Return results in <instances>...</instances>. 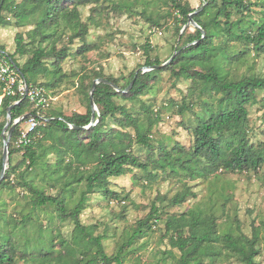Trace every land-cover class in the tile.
I'll list each match as a JSON object with an SVG mask.
<instances>
[{"label": "trees", "instance_id": "1", "mask_svg": "<svg viewBox=\"0 0 264 264\" xmlns=\"http://www.w3.org/2000/svg\"><path fill=\"white\" fill-rule=\"evenodd\" d=\"M90 1L0 0V26L6 23L3 11L13 13L18 20H21V24H34L33 29L28 33L30 44L32 43L30 56L24 63H18L15 58V55L21 56L27 52V43L22 33H17L14 38V54L5 52L2 46L0 51L7 54L27 81L39 83L53 96L52 87L61 80L62 76L59 63L68 56L69 45L73 40L83 39L87 33V24L81 21L77 7ZM169 2L180 22V26L177 27L180 45L175 48L178 52L170 63L145 72L141 68L137 69L123 82L113 76L105 75L100 69L93 71L92 76L85 75L80 79L82 84L86 77L91 78L89 90L96 78L105 79L119 87L117 91L109 83L98 82L95 85L93 98L97 106L95 112L97 121L90 128L70 127V124L81 127L90 122L88 88L87 91L82 90L86 101V112H74L70 115L52 110L55 98L49 107L37 109L27 99L14 104L15 97H0L2 118L0 139L8 114L13 121L24 113L38 111L36 130L40 136L31 144L14 148L13 140L18 127L11 135L9 162L11 163L13 154L21 156L19 163L24 169L20 172V178L25 171L35 167H40L39 171L47 174L49 178L53 172L61 178L57 184L47 182L52 188L59 186L57 191L50 194H46L43 188H37L31 182L24 183L26 191L30 193L28 201L31 209L47 211L52 207L60 221L68 218L73 221L71 233L67 237L61 236L60 231L52 229L51 225L45 226L40 223L39 231L46 229L49 240L45 246L36 247L32 250L34 252H30V257L34 256L35 259L41 260L36 264H124L121 253L108 254L103 245L104 237L100 234L94 235L93 226L84 225L79 220V215L86 207L90 194L100 191L103 195L118 198L119 194L109 189L111 177L124 175L128 170L137 168L146 171L149 166L154 171L161 170L164 173L169 170L179 171L191 178L196 175L206 177L219 169L224 172L256 170L263 164L264 149H256L248 138V107L260 104L264 108V97L257 98L259 92H264V75L244 76L231 80L226 76L223 77L215 67L196 68L197 63L209 59L215 38L238 40L246 49L252 47L256 52H264V20H250L248 17L249 12L252 11L251 7L255 4L250 0H202L199 7L201 9L192 15V19L199 27L180 34L182 26L188 21V14L195 8L189 7L187 2L181 3L180 0H169ZM68 4L72 7L69 8ZM236 13L239 16L233 18V14ZM154 24L159 26L158 23L154 22ZM66 29L71 31L67 44L57 47V42ZM89 49L90 47L84 43L77 48L76 53L83 55ZM142 49L146 55L142 67L163 63L158 58H151L148 55L150 49L148 42ZM245 53L246 51H241L235 55ZM164 71L171 72L176 81L186 79L193 84L197 83L202 91L208 90L216 97L214 109L203 100L208 115L197 114V124L191 130L192 143L187 150L178 143L170 146L165 140L158 142L157 147L151 143L153 136L150 133L153 126L160 122V116L158 110L152 108L150 100L143 97L150 93ZM39 77L46 80L40 81ZM132 80L131 88L123 92L122 90L126 89ZM1 94L0 82V96ZM26 101L28 103H25ZM165 105L169 106V104ZM9 106H11L10 110H8ZM178 108L179 113L182 114L189 109V105L183 101ZM0 144L2 146V141ZM135 144L147 148L146 160L140 159L132 152ZM186 152L189 155L187 158L179 157L181 153ZM50 153L54 154L53 162L48 163L45 157ZM1 165L2 152H0V169ZM14 173L16 166L10 164L0 186L16 187L19 181L14 182L12 178L13 182H11L9 179ZM81 185L82 189L76 203L73 207L67 208L66 200L71 198ZM190 194V188L185 187L173 196L172 203L180 204ZM158 218L157 209L152 208L147 217L137 222L131 238L143 235L145 230L150 228L149 222L157 223ZM24 220L9 222L10 230L18 229L25 232L26 230H22L18 225L24 224ZM255 230L250 237L241 232L235 233L232 229L219 233L213 215H204L200 211L193 210L178 217L170 216L165 221L168 244L179 251L177 264H201L205 257L211 259V264H214L215 258L223 250L226 251V255L234 256L238 264H260L255 258L259 253L256 245L258 234ZM54 238H58L61 243L62 247L58 250L54 249ZM4 239L0 242V264H10L14 261V253L18 246L10 235ZM39 240L41 239L38 238L34 244ZM130 245L129 240L126 247L129 248ZM164 259L165 257L162 256L161 261Z\"/></svg>", "mask_w": 264, "mask_h": 264}, {"label": "rangeland", "instance_id": "2", "mask_svg": "<svg viewBox=\"0 0 264 264\" xmlns=\"http://www.w3.org/2000/svg\"><path fill=\"white\" fill-rule=\"evenodd\" d=\"M180 1L187 2L189 7L196 9L201 6L202 0ZM250 1L255 5L251 7L249 19L263 21L264 0ZM68 6L72 7L71 4ZM77 8L81 21L87 24L88 29L83 39L73 40L69 45L68 56L59 63L62 76L52 87L55 98L52 110L62 114L86 112L82 90L88 88L90 91L91 78L86 77L81 84L80 79L83 76H92L93 71L100 69L105 75L123 82L137 69L148 71V68L141 66L146 57L142 47L147 42L150 44L148 55L161 62H165L180 45L177 35L180 22L169 0H91ZM3 15L6 23L0 26V46L5 52L14 54V38L17 33H22L27 43V52L21 56L15 55L18 63L22 64L30 56L32 43L30 44L28 33L34 24H21V20L13 13L3 11ZM238 16L237 13L233 14V18ZM182 28L180 34L183 33ZM193 28L195 27L189 24L184 31L191 32ZM61 35L57 47L67 44L71 31L66 29ZM84 43L90 49L83 55L77 54V48ZM241 51L246 53L235 55ZM197 64L196 68L215 67L223 77L237 80L244 76L264 75V52H256L252 47L246 49L238 40L215 38L209 59ZM39 80L46 79L39 77ZM262 97L264 92H259L257 98ZM143 99H149L152 108L158 110L160 116V122L153 126L150 133L153 136L151 143L157 147L158 142L165 140L170 146L178 143L186 150L192 143L191 130L197 124V114L208 115L203 100L212 109L216 103L214 94L208 90L202 91L199 84H193L190 80L176 81L169 71L160 74L158 82ZM183 101L189 105V109L180 114L178 107ZM6 118L8 120L7 116ZM248 138L256 149H264V108L260 104L248 107ZM1 141L2 138L0 143ZM132 152L142 160H146L148 156L147 148L137 144L133 146ZM187 154L188 152L181 153L179 157L187 158ZM53 156L50 153L45 160L48 163L53 162ZM20 160L19 154H13L11 163H8V166H16V173L9 177L11 182L19 181L16 187L0 186V242L10 235L18 246L14 261L10 264H36L41 260L35 259L33 255L30 257V252H34L32 250L36 247L45 246L49 240L46 229L42 233L39 231L40 223L51 225L52 229L60 231L61 236L67 237L71 233L73 221L69 218L60 221L52 207L47 211L31 209L28 201L30 193L26 191L24 183L31 182L37 188H43L46 194H50L59 189V186L52 188L50 184L59 183L61 178L56 172L51 173L49 178L47 174L39 171L40 167L25 171L20 178V172L24 169L19 163ZM185 187L190 188L191 194L180 204L172 203L173 196ZM81 189L82 185L66 200L67 208L74 206ZM109 189L118 193V198L103 195L100 191L90 194L79 220L84 225L93 226L94 235L100 234L104 237L103 245L108 254L121 253L124 264H177L179 251L168 244L165 221L170 216L178 217L189 210L213 215L219 233L232 229L235 233L241 232L250 237L256 229L259 253L255 258L260 264H264V162L256 170L224 172L219 169L212 175H196L192 178L179 171L168 170L164 173L161 170H152L151 166L146 171L137 168L128 170L124 175L111 177ZM152 208L157 209L158 222L150 221V228L143 235L131 238L137 222L147 217ZM14 220H24V224L18 225L26 231H11L8 223ZM38 238L41 240L34 244ZM129 240L131 245L127 248ZM53 246L55 250L62 247L58 238H54ZM162 256L165 257L164 261H161ZM211 263L212 260L205 257L201 264ZM214 264L238 263L234 256L226 255L223 250L215 258Z\"/></svg>", "mask_w": 264, "mask_h": 264}, {"label": "built area", "instance_id": "3", "mask_svg": "<svg viewBox=\"0 0 264 264\" xmlns=\"http://www.w3.org/2000/svg\"><path fill=\"white\" fill-rule=\"evenodd\" d=\"M0 82L2 83V94L0 97H15L14 104L27 99L35 108L45 109L50 106L54 99L44 86L27 81L3 51H0ZM28 114L29 116L21 121H19L20 116L13 119V121L17 122L14 130L18 127L13 140L14 148L31 144L40 136L36 130L38 126V111Z\"/></svg>", "mask_w": 264, "mask_h": 264}, {"label": "water", "instance_id": "4", "mask_svg": "<svg viewBox=\"0 0 264 264\" xmlns=\"http://www.w3.org/2000/svg\"><path fill=\"white\" fill-rule=\"evenodd\" d=\"M199 9H195L192 13L188 14V21L187 23L183 26L182 31H184V29L190 24L193 27H199L198 24L192 19V15L197 13L199 11ZM181 31V32H182ZM203 32V31H202ZM178 51H174L173 54L163 63L159 64V65H154V66H150V67H143L144 69L148 68L147 70H152L158 67H162L167 65L168 63H170V61L174 58V56L176 55ZM98 82H105V83H109L112 87H114L117 91L119 90V87L116 84H113L105 79H101V78H96L91 86L90 92H89V103H90V107H91V117H90V122L88 125L85 126H81V127H76L70 124L71 128H75V129H88L90 128L92 125H94V123L97 121L95 120V112L97 111V106L94 102V98H93V91L95 89V85ZM133 80L130 82V84L126 87V89L122 90L123 92H127L131 86H132ZM11 106L8 107V110H10ZM9 115V114H8ZM29 116L28 113H24L22 116H20V120H23L25 118H27ZM17 122L12 121L10 116L8 117V120L5 124V126L3 127L2 130V165H1V169H0V182L3 179L4 175H5V171L8 167V163H9V144H10V139H11V135L12 132L16 126Z\"/></svg>", "mask_w": 264, "mask_h": 264}]
</instances>
